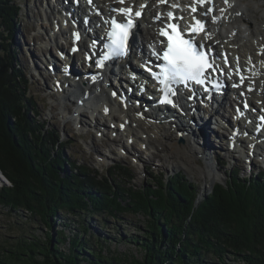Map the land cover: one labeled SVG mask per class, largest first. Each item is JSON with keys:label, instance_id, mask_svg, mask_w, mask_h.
<instances>
[{"label": "trees", "instance_id": "trees-1", "mask_svg": "<svg viewBox=\"0 0 264 264\" xmlns=\"http://www.w3.org/2000/svg\"><path fill=\"white\" fill-rule=\"evenodd\" d=\"M19 10L15 0H0V21L13 25ZM14 59L0 52V172L10 184L0 187V203L38 216L50 230L59 211L78 216L79 225L83 212L142 215L143 236L130 242L140 241L143 254L108 256L76 239L63 252L56 247L60 237L52 240L49 231L45 244L20 241L0 264H264V173L242 177L231 170L225 183L196 201L181 171L133 189L125 181L130 170L117 163L107 177L76 165L62 157L68 142L40 119ZM66 162L72 171L62 174Z\"/></svg>", "mask_w": 264, "mask_h": 264}, {"label": "rangeland", "instance_id": "rangeland-1", "mask_svg": "<svg viewBox=\"0 0 264 264\" xmlns=\"http://www.w3.org/2000/svg\"><path fill=\"white\" fill-rule=\"evenodd\" d=\"M237 1L250 10L245 9V12L254 19L250 22L251 28L263 29L260 33L264 36V0ZM15 2L20 6V10L13 25L4 24L0 21V52L3 54L8 51L14 55V65L16 64L17 71L21 72L28 81V94L33 97L37 109L41 113L40 119L47 124L48 128L57 131L62 141L68 142L65 143L66 145L61 151L62 157L65 156L74 160L76 165L96 170L99 175L105 177L109 172L114 174L110 170V166L117 163L123 168L122 172L126 169L130 170L131 177H127L125 181L128 185L133 186V189L141 188L149 181L151 185L157 184L155 178L166 177L176 171H181L192 185V189L198 194L196 201L208 194L214 184L225 183L231 170L239 173L242 177L264 173L262 155L254 154V159L251 160L252 152H249L248 155H246V151H241V153L229 152L226 145L230 144L225 139L231 134V128L225 130L226 134L224 135L212 130L208 122L205 125V132L212 147L204 150L199 148L201 152L197 155V159L190 162L180 158V163L176 164L178 159L167 157L164 151L157 146L145 148L144 144L136 139L127 138L128 133L125 131L116 132L115 135L114 131L113 133L107 129L108 124L104 125V128L97 126V122L91 118L86 107H81L79 109L80 114L74 115L73 113L79 108H76V99L71 98V96L68 98L67 94L62 98L60 96L62 93L58 94V91L54 89V78H49L50 71L47 72L43 68L46 57L53 59L51 50L54 53L55 37L59 36L54 26L50 24V21L53 20L52 17L58 16L55 1L15 0ZM239 13H242V10ZM140 25L143 24L140 23ZM243 26L246 28L247 24ZM250 38L253 39V36ZM56 40L65 46L66 51L68 50V45L64 44V38L58 37ZM238 40L243 42L245 37L242 36ZM140 42L138 40V43ZM47 44L52 46L50 53L49 48L44 50ZM144 49L145 51L148 50V44H145ZM253 49L252 51L255 52ZM75 57L77 58V56ZM76 62L78 61L76 60ZM57 63H61V60ZM79 63H75L76 68H78ZM79 67L82 70V67ZM61 69L62 67L56 66L57 71H61ZM225 109H229V106L226 105L221 109L222 114L229 116L228 118L225 117L228 121L225 124H229L232 120ZM202 115L204 114L202 113ZM216 118L217 114L211 115V125ZM112 124L116 126V123ZM132 126L133 129L136 128L134 124ZM175 129L172 130L173 134ZM221 130L224 128L222 127ZM221 136H223L222 142L218 139ZM188 140L189 144L193 146H197V142L203 143L200 138H197L196 141H193L192 138H188ZM177 143L183 146L184 142L177 141ZM153 153H157V156L152 158ZM202 157H208V161ZM61 169L62 174L66 169L72 171L67 162ZM0 177H2L0 178V187L10 185L2 174ZM82 215L80 216L81 220H79H83V224L79 225L75 222L78 216L59 211L55 217L50 218L52 224L50 230L38 216L20 208L9 209L8 206L0 203V259L7 257L20 241L35 239V241L45 244L49 231L52 240L56 236L60 237V242L56 244V247L63 252H68L71 240L76 239L77 243L82 244L83 242L93 249H98L97 246H99L100 251L108 256L120 255L128 259L132 256L142 257V248L141 246L138 247L140 241L134 239L137 244L130 242L133 236L140 238L143 236L144 218L142 215L125 210L116 216H111L108 213L91 214L89 212H83ZM50 244L53 247L55 243L51 241ZM86 254L90 256V253L87 252Z\"/></svg>", "mask_w": 264, "mask_h": 264}, {"label": "bare ground", "instance_id": "bare-ground-1", "mask_svg": "<svg viewBox=\"0 0 264 264\" xmlns=\"http://www.w3.org/2000/svg\"><path fill=\"white\" fill-rule=\"evenodd\" d=\"M72 1L73 0H56V4H59V6L61 7V12H57L58 16L55 14L56 16L52 17L53 20L50 21V24L53 25L55 31L59 33L66 42H68V50L66 52L69 58L68 63L70 64L69 67H71V71L79 69V66H81L83 70L82 75H84V72H86L85 67L87 66V64L85 63L86 60L84 62L85 53H83V50H80L76 54L70 53V49L72 47V44L69 43L71 41V30L76 27L75 25H73V21L74 19L76 20V18L73 19L69 14L72 7ZM173 3L178 4L179 7L170 9L169 5ZM211 3H213L214 5V12L211 16H215L218 19L216 23H212L211 16L207 17V30L211 32L212 38L211 40L205 41V43L211 45L215 50V53L218 52L222 54L217 63L220 64L221 67L225 66L223 64L224 56L228 57V61L230 62L229 67L232 68L235 67L238 58L239 66H243L245 69V71H242V74L248 78L245 81V85L249 82H254L252 91L246 92L243 89L244 86L238 88L232 87V83H236L238 81V79H233V81L229 82L227 84V87L224 89V92L228 91L227 98H224L220 101L207 103L206 105L208 106L205 105L207 109L204 110L203 118H201L199 113L202 110L197 108L195 101L189 102L187 100L188 102L186 103L187 109L185 115L186 123L181 124V119H177L178 116H180L179 114L173 116V121L170 122H166L163 118L161 120L157 118L149 119L150 117L156 116V106H154L150 101H148V99L145 98L146 95H141L140 99L136 98L138 96V87L129 96L127 90L124 89V85H122V74L124 73V70L120 65H115L113 67L112 76L110 74H107V72H104L102 75L105 77V80L98 79L95 83L89 84L88 82L90 78L85 77V86H81L80 83H76V85L72 87V92L70 94L65 90L62 91L61 89H55L58 91V94L62 93L60 94L62 98H64L65 94H67L70 95L73 99H76L77 105H75L77 106V108H79L78 110H76V113H73L74 115L80 114L79 109L81 107H86V105L89 106V104H93L94 110L89 114L91 118L95 119V121L97 122V126L104 128V125L108 124L107 129L112 132L114 131L115 134L116 132L121 133L125 131L126 133H128L127 138L131 137V139H136L141 144H144L145 148H147L148 146H157L162 149V151H164V154H166L167 157L176 160L178 159L176 164L180 163V158H183V160L187 159L190 162L193 159H197V155H199V153L201 152L200 149L204 150L205 148L210 149V147H212L210 145L211 142L208 141V136H206L205 125L209 122L210 128H212V130L221 132V125L225 124L227 121L225 118L226 115L224 116L223 114H220V112L216 111V109L212 108V106L217 105V107H219L218 105H220V109H222L223 106L226 105L234 106L235 103L233 101H241L242 96H246L251 103L252 109L256 110L257 113H260L261 110L264 109V36H262L260 33L261 31H263V29L255 30L254 28H251L250 22H252L254 19L252 16L245 12V9L249 10L248 7L238 2L237 0H229L228 4H225V0H211ZM129 4H134L136 6L135 9L138 8L141 4H146V7L143 9L142 17L139 19L137 24L138 34L134 36L137 39L134 43L135 46L140 48L142 47V50L145 51V44L157 46L161 41V38L157 32V29L159 28V26H161V23L159 21H154L153 18L155 17V15L161 12L167 13L169 10H171L176 16L182 15L184 19H186L190 17L187 5L192 4V0H166V2L164 3H161L160 0H126L124 5L119 4L117 0H92L90 4L87 3V5H84V7L81 6L78 9L73 8V11H81L84 16L83 11L85 10V8L87 9V11H91L94 14H96L98 10L100 18L102 19V17L106 16L108 13H110V15L114 13L113 11H111L112 8L128 6ZM207 6L208 5H204V8H207ZM204 8L200 7V11H203ZM220 9H224V11L221 12ZM241 10L242 13H240V15H237V13L241 12ZM93 17L94 19H98L96 15H94ZM64 19H66V21ZM163 19L166 20L167 17L165 16L163 17ZM140 23L143 25H140ZM245 24H247L246 28L243 26ZM245 34L247 35L245 36ZM242 36L245 37V41L243 42L242 40H238L241 39ZM252 36L253 39L250 38ZM203 37L204 32L201 33L200 41L203 40ZM138 38L139 40H141L140 43H138ZM54 43V53H52L53 50H51V56L53 55V59L51 58L47 60V66H52L49 78L53 77L55 81L59 80V75L62 77L64 76L63 74H60V70H56V66L60 68L63 66L65 68L66 62H64V64L57 63L58 61H60L58 60V58L60 59L59 51H65V46L62 43H58L56 40ZM86 43L87 39L86 41H82L83 48L86 46ZM64 44L66 45V43ZM51 47L52 46H48L47 44L44 50L49 48L50 53ZM252 49L255 52H253ZM73 55L77 56L78 60L81 59L82 63H79L80 61L76 62L75 59L73 60ZM75 63H79L78 68L75 67ZM130 64L132 67H136V64ZM247 66H250V70L248 71H246ZM225 68L228 69V67L226 66ZM56 72L59 73L54 74ZM111 77L113 81L110 79ZM67 79L68 78L62 79V85L67 82ZM105 81L108 82L107 85H105ZM112 82L115 83V86ZM113 90L116 91V96H113L111 94V91ZM121 90H123L126 95L127 99L125 100V102H120L116 99L117 96H121ZM242 90L244 91V95L240 94ZM96 91H98V93H96ZM186 96L188 95L186 94ZM128 99H132L134 101L139 100V104H128ZM215 99H217L216 96L214 97V100ZM78 102H81L82 105L78 106ZM118 103H120V105ZM122 103L125 106H122ZM104 107H108L107 112H105ZM192 107H195V111H192ZM138 111L142 113H138ZM166 112L167 117L172 115L170 114V112L172 113L171 110L166 109ZM213 113L217 114V118L215 123L211 125L210 117L211 115H213ZM234 114L235 112L234 110H232L230 117H232L233 122H229V124L232 126L231 131L237 125L240 130V134H243V132H249V128L246 125L238 124L241 120L234 118ZM198 115L199 118L196 120V117H198ZM208 115L209 118H206V116ZM251 115L252 113L250 109V111L248 112V116L251 117ZM90 121L92 122V119H90ZM112 123H116V126H114ZM121 124H124V130L120 129ZM133 124L136 126L135 129H133ZM192 126L195 127L193 130L190 129ZM173 128H176L174 134L172 131ZM179 129L183 131L179 132ZM180 134H183L184 136L181 137L179 136ZM222 134L225 135V132H223ZM188 138H192L193 141H196L197 138H200L201 140H203V143L197 142V146H193L189 144ZM222 138L223 136L218 139L221 140ZM252 140L249 143V148L253 150V154L260 156V152H264V149H260L259 151V147H257L256 143H252ZM177 141L184 142L183 146L178 145ZM231 141L238 143L237 138H233ZM227 143L230 144L229 139ZM226 146L228 147V145ZM237 146L238 144H236V147ZM240 146L243 148V143H241ZM136 154L140 156L137 152ZM155 156H157V153H153L152 158ZM202 158L208 161V157Z\"/></svg>", "mask_w": 264, "mask_h": 264}, {"label": "snow or ice", "instance_id": "snow-or-ice-1", "mask_svg": "<svg viewBox=\"0 0 264 264\" xmlns=\"http://www.w3.org/2000/svg\"><path fill=\"white\" fill-rule=\"evenodd\" d=\"M86 2L90 4L92 0H86ZM117 2L124 5L126 0H117ZM160 2L164 3L166 0H160ZM228 2L229 0H225V4H228ZM208 3L211 5V0H208ZM197 5L204 8L205 0H192V4L188 6L192 13H197ZM135 7L134 4H129L128 6L111 9V11L116 12L123 19L118 20L112 18L110 20V30L106 33L109 43L104 45L106 51L101 52L100 58L94 61L95 67L104 68L106 66L105 61H108L110 58L126 56L128 54L132 29L136 26L135 20L142 16V11L146 7V4L139 5L134 11L133 9ZM169 7L170 9H175L179 5L173 3ZM220 11L223 12L224 9H220ZM212 12L213 7L209 6L204 8L203 11H200L198 15L200 17H209ZM239 14L237 13V15ZM165 16L167 17L166 20L163 19ZM153 19L161 23L162 26L157 29V32L159 36L164 37V40L160 41L163 45L162 52L155 49L154 45H150L153 48L151 55L155 56L157 60H162L163 63L154 65V67L159 68V71H154L152 67H148L149 61H145L141 66L145 67L153 79L158 81L160 85L159 91L162 93L160 103L168 104L172 107H179L181 94V89L177 87L179 85H182L184 89L191 93V95L187 96L189 100L193 99L198 92V89L194 88L193 85L203 87L205 93H210L212 90L220 93L223 85L219 80L213 78L215 75L225 76L229 80L233 76H239V83L234 82L232 87L238 88L245 86V81L248 78L241 73L238 58L235 67H228L227 72H225L220 64L216 63V60L222 54L217 52L213 55L212 46L205 43V41L211 40L212 38L211 32L207 30L206 20L198 19L197 15H192L191 22L185 21L181 24L184 17L175 16L171 10L167 13H157ZM217 19V17L211 16L212 23H216ZM174 20L175 23H173ZM85 23H87V19ZM200 32H204V37L202 41H197L196 34ZM73 37L75 43V41L80 39V34L74 32ZM95 45L96 41L93 40L90 47L94 48ZM77 50L76 47L72 49L73 52ZM85 57L91 60V55L88 53H85ZM223 64L225 66L228 64L226 57L223 60ZM96 78L95 76L92 77L93 80ZM208 84H211V89L206 86ZM246 87L248 91H252L251 82ZM141 91H143V86H141ZM240 94L244 95V91L242 90ZM112 95L116 96V93L113 92ZM244 107H248L246 101L244 102ZM107 111L108 109L105 108V112ZM237 112L241 114L239 109H237ZM261 120L264 122V117ZM257 130H259V126Z\"/></svg>", "mask_w": 264, "mask_h": 264}, {"label": "water", "instance_id": "water-1", "mask_svg": "<svg viewBox=\"0 0 264 264\" xmlns=\"http://www.w3.org/2000/svg\"><path fill=\"white\" fill-rule=\"evenodd\" d=\"M182 140V139H181Z\"/></svg>", "mask_w": 264, "mask_h": 264}]
</instances>
